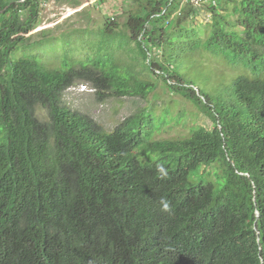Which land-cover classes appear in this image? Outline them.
I'll list each match as a JSON object with an SVG mask.
<instances>
[{
    "label": "trees",
    "instance_id": "16d2710c",
    "mask_svg": "<svg viewBox=\"0 0 264 264\" xmlns=\"http://www.w3.org/2000/svg\"><path fill=\"white\" fill-rule=\"evenodd\" d=\"M231 1L232 21L214 16L221 0L176 19L177 0H145L125 25L134 64L110 46L127 34L103 31L112 41L93 58L48 69L30 54L44 41L26 36L40 0H0V264H264V0ZM203 5L213 18L204 40L184 26ZM201 53L246 73L208 87ZM156 78L211 127L153 140L146 109L106 132L62 103L79 82L98 100L147 99Z\"/></svg>",
    "mask_w": 264,
    "mask_h": 264
},
{
    "label": "rangeland",
    "instance_id": "374dc122",
    "mask_svg": "<svg viewBox=\"0 0 264 264\" xmlns=\"http://www.w3.org/2000/svg\"><path fill=\"white\" fill-rule=\"evenodd\" d=\"M144 1L139 0L137 3L135 0H40L36 28L26 36L31 37V42L39 40L44 42L30 54L48 69H60L64 61L85 60L88 55L93 58L99 45H105V42L110 45L112 37L108 34V37L102 36L103 31L115 35L125 32L127 35L124 41L126 42L127 38L129 43L127 46H123L124 41L118 39L114 41V46H110L112 53L120 59L121 64H131L135 61L130 60L127 48H134V37L130 36L131 31L125 25L128 17L138 11L139 4ZM187 1L193 3L192 5L198 2L196 0ZM211 1L214 2V0ZM221 1L220 6H216L214 16L232 21L236 16L229 15V13L235 2ZM190 3L185 4V1L178 0L179 8L172 13L170 19H176L180 14V9L185 5H191ZM206 9L207 6L197 15L189 16L184 22L187 30L199 29L198 32H201L199 36L202 40L208 36L213 21L212 12ZM150 26L151 23L146 29L149 30ZM43 32H46L44 36ZM135 39L142 42L143 35L140 34ZM10 41L11 39L8 40ZM107 51L102 49V53ZM153 52L149 54L150 56L148 55L151 60L156 58ZM194 58L205 70L211 71L213 79L208 81V87L217 86L219 81V84H227L236 75L246 73L240 67H229L222 59L215 58L208 53H201L198 56L195 54ZM138 70L140 68L135 66L134 71ZM142 77L153 82L155 76L148 73ZM193 90L197 92L196 88ZM62 103L70 110L90 117L106 132H111L129 115L146 109L154 120L153 140L184 138L197 126L211 127L210 121L200 111L187 100L172 94L168 83L160 79L157 80L154 91L147 96V99L103 97V100H98L95 90L87 83L79 82L64 91ZM35 114L42 121L47 119L46 110L43 108L36 107ZM210 170L211 174L215 175L216 172L212 167Z\"/></svg>",
    "mask_w": 264,
    "mask_h": 264
},
{
    "label": "clouds",
    "instance_id": "9594fccd",
    "mask_svg": "<svg viewBox=\"0 0 264 264\" xmlns=\"http://www.w3.org/2000/svg\"><path fill=\"white\" fill-rule=\"evenodd\" d=\"M158 171L163 174V175H166V172H165V169L163 167H160L158 169ZM159 204H160V210L162 212H165V213H168V214H171L173 209L172 207L170 206V203L166 200V199H163L161 198L160 201H159Z\"/></svg>",
    "mask_w": 264,
    "mask_h": 264
},
{
    "label": "built area",
    "instance_id": "2783aa9c",
    "mask_svg": "<svg viewBox=\"0 0 264 264\" xmlns=\"http://www.w3.org/2000/svg\"><path fill=\"white\" fill-rule=\"evenodd\" d=\"M154 1H157V0H154ZM170 1H174V0H170ZM178 1V0H177ZM181 1H187V0H181ZM196 1H198L196 4H194V5H192L190 2V4L192 5V6H198V5H201V4H208L209 2H211V3H213L214 4V2L213 1H211V0H196ZM170 4L168 3L167 4V6L166 7H163V8H161V12H160V15H162V14H164L165 12H166V9H167V7L169 6ZM178 9V8H177Z\"/></svg>",
    "mask_w": 264,
    "mask_h": 264
}]
</instances>
